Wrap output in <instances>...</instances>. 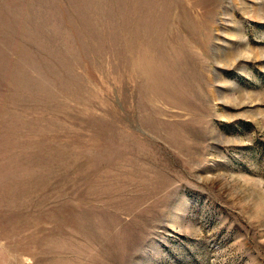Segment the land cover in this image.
I'll use <instances>...</instances> for the list:
<instances>
[{
  "label": "rangeland",
  "instance_id": "rangeland-1",
  "mask_svg": "<svg viewBox=\"0 0 264 264\" xmlns=\"http://www.w3.org/2000/svg\"><path fill=\"white\" fill-rule=\"evenodd\" d=\"M0 264H264V0H0Z\"/></svg>",
  "mask_w": 264,
  "mask_h": 264
}]
</instances>
